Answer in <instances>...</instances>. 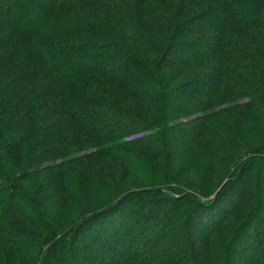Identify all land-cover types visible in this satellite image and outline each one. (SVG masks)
<instances>
[{"label": "trees", "instance_id": "1", "mask_svg": "<svg viewBox=\"0 0 264 264\" xmlns=\"http://www.w3.org/2000/svg\"><path fill=\"white\" fill-rule=\"evenodd\" d=\"M222 95L264 111V0H0V264H82L90 232L86 264H264V145L216 180L194 151L236 138ZM184 139L208 190L176 182Z\"/></svg>", "mask_w": 264, "mask_h": 264}, {"label": "rangeland", "instance_id": "2", "mask_svg": "<svg viewBox=\"0 0 264 264\" xmlns=\"http://www.w3.org/2000/svg\"><path fill=\"white\" fill-rule=\"evenodd\" d=\"M164 71V70H163ZM161 72V71H160ZM194 71H190L184 78L179 79V82L182 83L186 79L190 78L191 75L193 74ZM193 77V76H192ZM220 97V96H218ZM225 97V96H221ZM219 98L217 101V105L213 107L212 112H220L222 109L225 110V114L227 116L226 120L224 121L225 126L222 127L221 131L224 134L228 135H235L236 138L234 141H231V145L229 143H225V145H221L225 147V149H213V146L217 145L218 143H215L214 141H211L207 138L203 140H198V147L195 148V152L197 155H200L202 153L209 154L213 152L214 157H218L219 161H216V166H217V172L213 176L214 179H219L222 177V175L226 172L229 173L230 169L232 166H234L237 163V160L245 158L249 152H251L253 149H256L260 146L264 145V111L259 112L257 115L255 114L256 119L252 121L250 117L247 114H244L241 112L239 109H233V106L237 103V101H229L227 99L224 100L222 98ZM233 100V99H232ZM178 102L177 99L173 100V104H176ZM230 111V112H229ZM173 119H168L167 125L170 124V122ZM176 121H172L171 125L176 123ZM176 135H182L183 130L181 131L180 129L177 128H171L167 131L164 132V139L165 142L162 143L161 146H163L164 143H170L171 147L174 148V143L172 139L170 138L171 135L176 137ZM184 136V135H183ZM186 140H180L179 141V146L178 148L181 150L183 142ZM200 149V150H199ZM173 152L172 154V159L170 158L169 160L171 161L172 164V171L173 174L177 176L178 180L176 182L182 184L185 186L186 181L191 182L192 184L196 185L200 189L202 188L203 190H208L209 186L214 184L215 182L212 180H209L207 183H205L202 180V173L200 172V166L201 164H198V161H195V159L190 158L187 152H183L184 150H181L178 152V157L175 158L176 153L174 152V149H172ZM202 150V151H201ZM211 150V151H208ZM176 151V149H175ZM215 154V155H214ZM124 160L127 163L126 169L128 170L129 173V182L128 184L133 185V186H143L145 182L147 181L146 179H149L150 175L146 172L148 171L149 166L155 165V159H149V161H144V156L136 154L133 150H131L130 153H127V155L123 156ZM176 159H178L176 161ZM194 162V163H193ZM224 163V164H223ZM229 164V168L226 166ZM181 167V168H179ZM225 167V168H224ZM225 169V170H224ZM160 174L162 171H160ZM158 174V173H157ZM159 175V174H158ZM131 182V183H130ZM198 188V189H199ZM46 214L50 216V213L46 210ZM175 224V222H174ZM169 226L171 224H168ZM92 232L86 234L80 235V241L78 242L80 244L79 248L76 249L75 253L77 254V257L75 258L76 262L86 264L88 263V260L90 259L88 257V254L85 253V249L91 247V241L89 242L90 238L92 237ZM90 237V238H89ZM83 244V245H82ZM180 244L184 247V243L180 241ZM14 264H27L23 261L16 260ZM39 264H41L39 262Z\"/></svg>", "mask_w": 264, "mask_h": 264}]
</instances>
